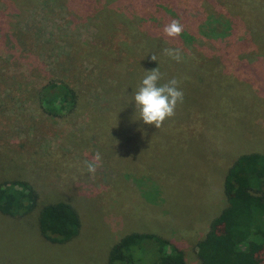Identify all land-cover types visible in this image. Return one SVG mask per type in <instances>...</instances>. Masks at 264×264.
<instances>
[{
  "label": "rangeland",
  "instance_id": "obj_1",
  "mask_svg": "<svg viewBox=\"0 0 264 264\" xmlns=\"http://www.w3.org/2000/svg\"><path fill=\"white\" fill-rule=\"evenodd\" d=\"M172 20L179 36L163 33ZM156 67L183 91L158 129L132 101ZM47 80L73 88L71 112L41 109ZM250 152H264V0H0V179L29 182L37 206L68 202L80 220L51 243L35 209L0 213V264H104L130 232L198 264L204 232L228 231L226 169Z\"/></svg>",
  "mask_w": 264,
  "mask_h": 264
},
{
  "label": "trees",
  "instance_id": "obj_2",
  "mask_svg": "<svg viewBox=\"0 0 264 264\" xmlns=\"http://www.w3.org/2000/svg\"><path fill=\"white\" fill-rule=\"evenodd\" d=\"M41 109L61 116L77 104V94L63 82L47 80L34 92ZM225 211L230 213L227 232L208 228L194 244L198 264H264V152L236 157L223 177ZM36 210L40 236L51 243H64L80 226L76 209L64 201L37 206L32 185L20 179H0V213L21 216ZM256 249L255 257L251 249ZM104 264H186L182 250L152 233L130 232L108 250Z\"/></svg>",
  "mask_w": 264,
  "mask_h": 264
},
{
  "label": "clouds",
  "instance_id": "obj_3",
  "mask_svg": "<svg viewBox=\"0 0 264 264\" xmlns=\"http://www.w3.org/2000/svg\"><path fill=\"white\" fill-rule=\"evenodd\" d=\"M183 31V26L177 20H172L164 26L163 33L168 37H176ZM155 60V57H151ZM163 74L159 68L147 70L141 81V85L135 91L132 101L135 106V113L145 124L154 125L157 129L163 121L174 115V109L178 102L183 100V91L179 88L180 82L175 78L167 79L160 83ZM99 160V154L95 158ZM88 170L94 171V165L89 163Z\"/></svg>",
  "mask_w": 264,
  "mask_h": 264
}]
</instances>
